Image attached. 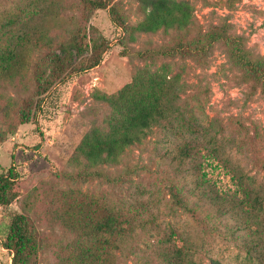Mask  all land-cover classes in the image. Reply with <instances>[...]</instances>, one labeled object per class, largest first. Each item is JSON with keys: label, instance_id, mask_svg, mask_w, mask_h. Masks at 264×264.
Masks as SVG:
<instances>
[{"label": "rangeland", "instance_id": "rangeland-1", "mask_svg": "<svg viewBox=\"0 0 264 264\" xmlns=\"http://www.w3.org/2000/svg\"><path fill=\"white\" fill-rule=\"evenodd\" d=\"M188 1L193 8L188 31L137 34L131 27L144 18L139 0H110L126 30L113 24L107 8L94 10L87 22L80 20L76 0H0V32L11 19H21L12 27H22L26 42L24 67L0 81V171L16 168L19 192L11 204L0 205V264H12V253L2 243L15 214H24L33 225L36 264H69L76 238L68 226L72 216L94 223L98 210H126L140 202L149 210L139 204L148 226L137 229L131 245H111L108 264H164L154 253L160 238L184 246L191 264L261 263L252 245L262 246L264 226V93L252 92L243 80L233 45L213 43L202 63L158 51L179 42L206 43L209 31L224 25L243 37L253 55L264 56V0ZM77 20L89 35L106 41L99 64L41 91L48 68L32 42L67 35ZM146 50L153 59L140 56ZM140 68L179 75L187 85L179 102L180 124L190 126L164 122L144 143L126 148L117 165H104L103 177L83 176L77 147L92 128L105 129L110 112L100 96L115 94ZM188 141L196 146L187 160L188 167L196 166L188 178L191 190L197 179L201 183L192 197H199L197 218L172 208L165 192L174 181L183 182L176 158ZM257 190L262 191L259 202Z\"/></svg>", "mask_w": 264, "mask_h": 264}, {"label": "trees", "instance_id": "trees-1", "mask_svg": "<svg viewBox=\"0 0 264 264\" xmlns=\"http://www.w3.org/2000/svg\"><path fill=\"white\" fill-rule=\"evenodd\" d=\"M76 3L81 11L80 20L84 22L88 21L94 10L107 8L115 26L123 30L129 28L110 4V0H76ZM139 7L144 18L131 27L132 33L154 34L160 29L165 32H186L192 24L193 8L188 0H139ZM19 22L11 19L6 23L10 27L0 32V81L12 79L24 67L26 42L19 33L22 27H12L23 23L21 19ZM28 41L31 42L29 39ZM215 42L234 46L233 56L243 69V80L251 86L252 92L259 90L264 93V56L253 55L245 48L243 37L230 34L224 25L213 27L207 34L206 43L179 42L158 52L165 57H191L202 63L206 61L211 45ZM32 43L35 45L33 49L42 50L40 62L48 68L45 82L39 83L38 86L41 91L47 90L54 81L67 74H78L97 66L106 46L103 37L95 38L89 35L79 20L67 35H46L42 40L38 37V44ZM139 54L145 58L154 57L151 50ZM162 68L166 69L165 65ZM179 79V75L140 68L135 71L130 82L115 94L100 96L110 112L104 119L105 129L92 128L83 136L77 147V156L84 160L83 176L103 177L100 169L104 165H117L125 149L144 143L154 128L173 120L181 123L184 117L179 102L187 85ZM179 126L186 128L190 124L186 127L184 124ZM195 147L188 141L179 148V159L176 158L177 174L183 182L178 185L179 180L174 181L165 188L172 208L178 207L193 218H197L196 201L199 197H192L194 190L201 183L197 179L191 190L193 181H188V178L194 175L191 170L196 166L188 167L187 160L192 157ZM187 191L190 192L189 195H186ZM256 192L254 200L259 202L258 196L262 191ZM18 193V173L11 165L5 171H0V205L11 204ZM139 204L149 212L146 205L140 202L126 210L118 209L114 212L104 208L101 214L98 210L94 223H88L85 217L72 216L68 226L74 228L76 238L72 243L69 264H108V249L111 245L117 249H122L128 243L131 245L137 229L144 230L149 224L143 221L148 215L141 213ZM151 217V220L155 219L153 213ZM255 217H259V214L256 213ZM261 233L262 246L257 242L252 245V249L258 247L262 257L260 264H264V226ZM2 246L12 253V264H36L34 252L38 246V238L28 217L21 213L12 216ZM156 247L158 249L154 251L155 256L164 264H191L184 246L160 238Z\"/></svg>", "mask_w": 264, "mask_h": 264}]
</instances>
